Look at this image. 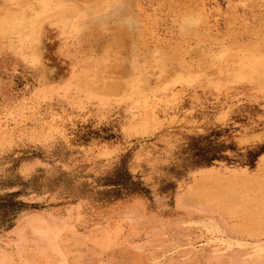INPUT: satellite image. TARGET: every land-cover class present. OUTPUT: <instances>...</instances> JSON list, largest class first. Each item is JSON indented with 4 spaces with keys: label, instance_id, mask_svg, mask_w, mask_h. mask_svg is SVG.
<instances>
[{
    "label": "rangeland",
    "instance_id": "rangeland-1",
    "mask_svg": "<svg viewBox=\"0 0 264 264\" xmlns=\"http://www.w3.org/2000/svg\"><path fill=\"white\" fill-rule=\"evenodd\" d=\"M13 4L0 264H264V0Z\"/></svg>",
    "mask_w": 264,
    "mask_h": 264
},
{
    "label": "crops",
    "instance_id": "crops-1",
    "mask_svg": "<svg viewBox=\"0 0 264 264\" xmlns=\"http://www.w3.org/2000/svg\"><path fill=\"white\" fill-rule=\"evenodd\" d=\"M16 0H1L2 3H0V5H4L2 7H0V30L4 31H9L10 33H13L14 31V28L17 26V23L14 25V23L16 22L15 19H13L12 17H10V15L12 14L9 10V6H16L15 4H13ZM4 2V4H3ZM7 5V6H5ZM9 5V6H8ZM28 2L25 1V2H22L21 4V10H22V13L24 14H27L28 15ZM33 5L32 7H30V12L33 11ZM31 14H34L33 12ZM7 16L9 17L10 21L9 20H6ZM33 27H31L30 31H32ZM33 32V31H32ZM50 251L52 253L55 254V252H58L57 249H53L51 248Z\"/></svg>",
    "mask_w": 264,
    "mask_h": 264
},
{
    "label": "bare ground",
    "instance_id": "bare-ground-1",
    "mask_svg": "<svg viewBox=\"0 0 264 264\" xmlns=\"http://www.w3.org/2000/svg\"><path fill=\"white\" fill-rule=\"evenodd\" d=\"M238 210V209H237ZM209 228V227H208ZM204 231V230H203ZM220 231V230H219ZM222 231V230H221ZM213 233V232H212ZM224 233V232H223ZM243 239V238H242ZM228 242V241H227ZM248 245V244H247ZM259 246V245H258ZM195 249V248H194ZM136 251V250H135ZM168 254V253H167ZM189 255V254H188ZM263 260V259H262ZM150 262V261H149ZM245 262V261H244ZM256 262V261H255ZM263 263V262H262ZM250 264V263H249Z\"/></svg>",
    "mask_w": 264,
    "mask_h": 264
}]
</instances>
